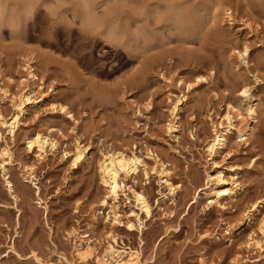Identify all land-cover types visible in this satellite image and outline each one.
<instances>
[{
    "label": "rangeland",
    "instance_id": "1",
    "mask_svg": "<svg viewBox=\"0 0 264 264\" xmlns=\"http://www.w3.org/2000/svg\"><path fill=\"white\" fill-rule=\"evenodd\" d=\"M246 47L249 55L240 57ZM29 59L41 79L29 89L45 94L43 102L20 111L0 94L3 114L20 120L14 136L3 128L0 141L12 154L14 186L11 193L0 168V264H98L78 256L85 234L97 254L112 234L119 248L140 249L144 264H264V249L247 246L253 234L264 240V0H0V87L20 91ZM180 79L194 84L190 93ZM245 86L257 99L248 144L233 137L211 159L205 145L213 123L229 104L246 113ZM184 93L182 129L170 133L173 101ZM37 132L58 141L42 161L27 143ZM78 141L88 153L75 167ZM116 149L149 164V176L141 171L125 181L152 206L142 229L138 221L133 230L124 224L140 212L131 194L117 203L123 225L108 218L111 206H101L100 163ZM157 157L179 186L174 195L151 170ZM233 167L242 191L226 209L208 206L201 188L209 174L222 169L230 178ZM258 200L261 213L229 234ZM95 210L102 211L97 220Z\"/></svg>",
    "mask_w": 264,
    "mask_h": 264
},
{
    "label": "bare ground",
    "instance_id": "2",
    "mask_svg": "<svg viewBox=\"0 0 264 264\" xmlns=\"http://www.w3.org/2000/svg\"><path fill=\"white\" fill-rule=\"evenodd\" d=\"M230 21H233L232 14L227 11ZM249 55V48L246 47L243 52L240 53V57H247ZM28 72V78L21 81L24 87L16 94H11L8 88L0 87V94L3 99H10L13 106L23 111L27 104H32L34 107L43 102L45 94L36 97L34 91L29 89V82L37 83L41 80L36 72V68L32 65V61L29 59L25 65ZM27 81V82H26ZM42 84L44 82L42 81ZM186 86L187 92L190 93L194 88L193 83H187L183 79L178 81V86ZM240 95L244 99L247 105L246 113L241 109L228 105L226 112L221 115L219 122H214V134L212 138L206 143L205 149L211 159L218 156L224 149L228 147L230 140L236 137L239 141H243L248 144L250 132L255 123H257V99L251 94L250 88L245 86L240 92ZM189 100L187 93L173 101L171 107L172 119L169 121L167 128L170 133H179L181 131V124L178 117L179 112L183 109ZM151 104H148L150 108ZM54 109H60L62 112L71 115V112L67 110L66 106L60 108L54 105ZM247 118H245V115ZM214 121V120H213ZM237 121L240 123L237 124ZM20 126V120L18 115H14L11 119L7 117L0 110V141L4 138L3 128L9 127V133L14 136ZM195 138V136H193ZM28 148L30 152L38 149V160L42 161L46 159L49 149H56L58 141L50 134L37 132L28 136ZM88 148L83 146L79 141L76 144L75 150L72 153L73 165L78 167L87 158ZM150 157H154L152 152H149ZM12 164V154L8 148L0 149V168L3 170L4 175H7L6 181L9 186V190L13 192V184L8 177V165ZM27 170H32L31 167H26ZM234 169L235 173L228 178L226 172L222 169L216 170L214 174H209L206 187H202L201 190H208L206 195L209 197L208 206L217 205L222 209H226L227 204L225 201L234 200L238 197L243 189V184L238 177V169ZM153 173L157 174L161 185L167 189L168 195H174L179 186H176L171 179V171L166 168V164L159 159L155 158V165L151 168ZM141 171H144L146 176L150 175L149 164L143 159L136 151H124V150H110L104 153L103 159L100 163V172L102 183L106 188V197L102 201V207L111 206V212L108 214L109 219H113L115 225H123V221L117 211L118 205L122 197L128 198V195H132L136 207L140 212L132 211V215L136 217V220H128L125 225L129 229L133 230L137 227L136 221L139 223L140 229L144 226V220L142 214H145L147 218H152V206L144 191H139L133 187H128L125 181L128 178L137 176ZM129 192V193H128ZM263 200H258L252 204V206L245 212V221L238 225H229L227 232L234 234L241 230L247 224H251L253 220L261 213V205ZM101 210H95L93 213V219L97 220ZM259 232L264 237V217L259 225ZM90 235H82L81 249L78 250V256L83 261H88L91 258H96L98 264H144L142 259V252L140 249H134L132 247L119 248V242L114 235H110L104 252L102 255L97 254V249L92 245V239H86ZM247 246L249 248L262 251L264 249V240L262 237L253 234L250 236Z\"/></svg>",
    "mask_w": 264,
    "mask_h": 264
}]
</instances>
